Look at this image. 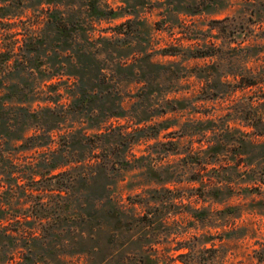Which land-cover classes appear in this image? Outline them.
Returning a JSON list of instances; mask_svg holds the SVG:
<instances>
[{
	"label": "rangeland",
	"instance_id": "rangeland-1",
	"mask_svg": "<svg viewBox=\"0 0 264 264\" xmlns=\"http://www.w3.org/2000/svg\"><path fill=\"white\" fill-rule=\"evenodd\" d=\"M264 0H0V264H264Z\"/></svg>",
	"mask_w": 264,
	"mask_h": 264
},
{
	"label": "trees",
	"instance_id": "trees-1",
	"mask_svg": "<svg viewBox=\"0 0 264 264\" xmlns=\"http://www.w3.org/2000/svg\"><path fill=\"white\" fill-rule=\"evenodd\" d=\"M258 259H259L260 262L264 263V257L263 256H259Z\"/></svg>",
	"mask_w": 264,
	"mask_h": 264
}]
</instances>
